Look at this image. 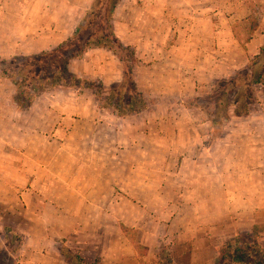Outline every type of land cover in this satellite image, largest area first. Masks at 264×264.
Returning a JSON list of instances; mask_svg holds the SVG:
<instances>
[{
  "label": "crops",
  "instance_id": "crops-1",
  "mask_svg": "<svg viewBox=\"0 0 264 264\" xmlns=\"http://www.w3.org/2000/svg\"><path fill=\"white\" fill-rule=\"evenodd\" d=\"M92 2L93 0H0V14L5 12L6 16L10 15L16 19L13 26V39L19 40L16 49L25 52V54H36L52 49L70 38L82 22ZM245 2L246 0H243L234 5L232 8L236 11L230 13L231 11H225L226 7L218 8L212 0H193L192 15L182 16L178 11L180 13V18H177L179 22L175 16V10H177L175 9V0H122L118 5L114 16L116 35L125 45L136 46L137 56L141 57V54L146 56V52H148L150 57L147 63H143L141 66L136 65L134 74L135 82L144 93L148 104L147 109L139 114L143 115L149 108L151 112L144 115L145 127L141 130L145 133L147 130L148 135L144 133L145 136L152 137V140L155 141L160 134L158 130L154 131L150 127L154 118H158L156 112H160L162 120H172L171 123L174 121L175 124L179 118L177 112L182 113V118L179 120H182L183 124L193 127L191 133H187V135H192L195 132L194 124L190 121L193 119V112L191 108L188 109L182 105L181 98L194 95L197 92L194 85L198 83H211L219 78L222 79V77L233 76L237 71L247 67L250 59L259 54L264 44V31L261 28L251 29L252 32L247 42H243L234 30L235 23L246 19L241 17L233 20L240 14L239 11L243 10ZM183 4L187 6L189 0H183ZM232 5L231 3L230 6ZM226 13L229 15L225 16ZM147 24L152 26L149 32L145 29ZM183 25L184 29H182ZM172 36H177L175 43L181 39H185L187 42L179 47L176 45L168 47L169 45L165 43ZM95 66L106 69V77L101 75L105 85L109 81L111 86L113 83L121 82L124 78L123 62L114 52L105 48L89 49L81 59H74L69 64L71 72L80 77L90 75L87 73V68ZM164 72L167 74H163ZM170 73H173L175 77L172 80H165L164 77L167 78ZM192 84L194 85L192 86ZM171 89L179 90L178 101L173 100L171 108L179 103L183 109H168L163 107V102L152 101L153 93L160 97L162 94L169 95ZM56 90L45 93L46 95L43 94L34 102L28 112L31 115L35 114L33 121L36 122L23 126V128L27 134L41 133L45 136L47 132H51L50 134L56 137L47 144L51 145L55 152L53 161H49L48 164L50 169L57 168L59 162L57 156L67 148L66 142L62 140L64 138L62 135H70L71 140L73 137L77 139L85 133L87 159L73 161L71 168L75 170L68 179H61L62 177L56 172L47 171L44 163V166L38 167L40 168L39 175L36 178L30 179L29 177L27 184L36 185L38 191H31L38 196L40 201H43L40 205L41 213L48 210L47 206L50 203L46 204V201L53 202V209H51L53 222L58 221L57 216L60 213L55 201L61 200L62 195L59 191L52 190L51 187H57L59 190L60 185L64 182L69 185V191L76 201H86L82 209L70 208V215L76 226L74 231H70L75 232V237L71 239L70 243L72 250L93 264H161L159 256L154 253L140 254L139 241L119 239L116 245H110L109 242L110 230H117L123 238H126L127 232L151 233L158 231L160 227L161 230L168 228V231L178 232L175 233V237L178 239L172 245L171 251L173 264H210L209 255L213 254V248L210 246L206 248L205 245L203 250L209 251L208 258L207 255H201V250L198 247L202 244L197 239L198 233L206 232L207 234L210 231L212 240L216 239V230L213 228H216L222 221L223 214L230 212L228 208L222 211L219 205L223 198L227 202L233 198L237 199V189L232 188L231 190L229 185L245 183V194H252L253 190L248 191L247 187L248 185L253 187V183L257 181H255L253 173L229 177L227 174H221L224 161L221 159L223 153L220 151L225 150L222 149V144L203 148V145L193 144V142L180 147L175 144L174 139L172 143L160 145L156 141L153 143L136 142V139L139 138L135 134L136 132L126 135L122 129L114 127L113 121L110 120V118L115 119V116L121 119L124 117L117 114L112 115L109 109L101 105L98 98H94L95 96L93 99L69 89ZM55 93H59V95H55ZM47 104L50 105L47 106ZM152 111L155 113L152 114ZM23 118L26 121H31L29 116ZM56 118L57 121H55ZM257 120L254 116L250 119L255 123ZM65 121H70L69 127L63 125ZM147 122H149L148 125ZM82 124H85V128L78 126ZM176 125H180V122H177ZM253 129L256 133L262 132L260 137H264V126ZM134 130H140V128ZM172 133L171 137H175V134H183V132L175 131ZM256 133L251 136H256ZM193 135L196 137L195 134ZM246 135L250 137L248 133ZM127 136L130 137L129 143H126L125 137ZM141 137H143L142 133ZM45 148L46 145H43L41 150L44 151ZM179 148L180 152L185 154L183 164L189 165L188 168H194V172L186 175L185 188L173 187L169 199L174 200V203L164 205V207L162 204L158 206L154 201L166 200L167 180L170 179L166 175L164 178L158 179V170L162 168L161 173H164L169 171L168 167H171V164L168 165L165 162L159 167L158 150L166 151L168 157L171 158L170 162H172L173 155H177ZM212 148L222 149L219 150L221 156L218 159L215 156H212L213 159H211L207 154L208 150ZM226 148L232 150L235 145H229ZM81 150L82 146L78 148V151ZM110 152H116L117 155H109ZM196 155L198 159H195ZM5 162L6 160L1 155L0 169L5 168L3 169L5 174H0V182L8 185L13 193L14 181L8 173L12 166ZM111 162L113 166H117L116 168L119 169L123 168L125 172L113 173ZM224 163L229 164L233 169L238 167L237 159H231ZM235 172L237 171L235 170ZM179 179L181 180V178ZM30 180L31 182H29ZM113 185H117V189ZM111 200L114 203L111 204ZM111 205H116V208L112 209V218ZM205 206H207L206 209ZM232 210L233 215L238 214V211H235L237 209ZM7 212L12 214L11 211ZM159 213L174 218H170L169 223L159 225L157 219ZM200 214L218 216L217 222L214 217L211 224L202 223L201 227L191 225V219L187 217L191 215L197 217ZM7 226L12 227L4 223L0 228L4 229ZM12 228L16 230L14 227ZM91 229H96L101 233V240L95 239L97 241L94 245L92 244L93 246L85 242V236H88L87 232ZM47 231H50V227H47ZM190 232H194L193 235ZM104 237L107 240L105 243L103 242ZM144 244L150 243L145 242ZM25 246L26 248L32 247L34 244L29 242ZM152 247L149 249H155ZM90 250H94V257ZM55 259L57 264H65L61 252ZM44 263L31 259L27 264ZM48 263L52 264L53 262L49 261Z\"/></svg>",
  "mask_w": 264,
  "mask_h": 264
},
{
  "label": "rangeland",
  "instance_id": "rangeland-1",
  "mask_svg": "<svg viewBox=\"0 0 264 264\" xmlns=\"http://www.w3.org/2000/svg\"><path fill=\"white\" fill-rule=\"evenodd\" d=\"M212 1L214 5L216 4L218 6V8L226 7L225 11H231L230 13H232L236 11L233 10L232 7L243 0ZM231 3L233 4L232 6H230ZM192 4H194L193 0H189V4H187V6L183 4V0H175V9H177L175 10L176 19L180 18V13L182 14V16L192 15ZM243 6V10L239 11L240 14L233 20L235 21L237 18L241 17H244L246 19L235 23L234 30L239 34L243 42H247L252 32L251 29L253 30L261 28L264 31V0H246ZM178 11H180V13H178ZM228 15L229 13L225 14V16ZM15 22L16 19L10 17V15L6 16L5 12L0 14V66H2L3 60L11 61L14 58H21L22 56L30 55L16 49L17 41L19 42V40L13 39V26L15 25ZM178 25L179 24L177 23V26ZM151 27V24H147L145 29L149 32ZM184 27L185 26L183 25L182 29H184ZM173 37L174 36H172L171 39L174 40L171 41L170 39L165 43L166 45H169L168 47H173L174 45L179 47L180 45H185V42H187L185 41V39H181L177 43H175L177 36L174 38ZM132 47L136 52V65L139 64L141 66L143 65V63H147V60L150 58L148 56V52H146V56H142L141 54V57H139L137 56L138 54L136 46ZM105 71L106 69L98 66H95L94 68H87V73H89L90 75H84L81 78L86 79L88 84H90L91 86L87 88L83 93L79 91H75V93L81 94L84 97L93 98L99 86V82H101L104 85L105 93L108 94L111 87L117 83L112 82L113 84L110 86V82L108 81L109 85H105V82L101 77V75H106ZM236 73H234V75ZM163 74L166 75L167 73L164 72ZM174 77L175 75L173 73H170V75L167 78L164 77V79L172 80ZM223 78L225 79V77H222V79ZM220 79L221 78L211 83L204 82L202 84L198 83L197 85L192 84V86L194 85V87L196 88L197 92L190 97L185 96V98H181V100H183L181 102L183 103L182 105L186 106L188 109L191 108L193 112V119H191L190 121L194 124L195 132L193 134H195L196 137H194L193 134L187 135V133H191V129H193V127L190 125H186L185 123L183 124L182 120H179L180 118H182V113L180 112H177L179 118L176 120V124L177 122H180V125L177 126L174 121L173 123H171L172 120H162L160 112L155 113L154 111H152V114H158V118H154V121H152V125L150 127L152 130H158V132L160 133L155 140L159 145L168 144L169 142L172 143L173 139L176 142L175 144L180 147L191 142H193V144L199 143V145H203V148L212 146L214 144H222V149H225L224 151L222 149L212 148L211 150H208L207 154L211 157V159H213L214 156L218 159V157L221 156L220 152H222L223 157L221 159L224 162L231 159H237L238 167L236 169H233L229 166V164L223 162L221 174H227V176L229 177L232 175L237 176V174L244 175L253 173L255 181H257L253 183V187H249V185L247 187L248 191L253 190L252 194H245V183L229 185L231 187V190L232 188L237 189V194L235 193L237 195V199L233 198L227 202V200H224L223 198L219 207L222 211H225V209L228 208L230 209V212L229 214H223L221 217L222 221L218 223L216 228H213L214 230H216L215 240H212V238L210 237L211 232L209 230H205L209 231L207 232V234L206 232L198 233L197 239L201 242L200 244H202V246L200 245L198 248L201 250V255H207V258L209 255V251L206 248L209 246L213 248V254L209 255V259H211L210 264H235L231 260L236 252V248L228 250L226 247H229L230 245L242 247L243 249H247L248 251L249 248L250 250L252 249V262H254V264H264V137H260L262 132L256 133L253 129L264 126V88L260 84L254 86V101L251 105V113L248 116L232 117L231 120L226 122L223 121V118L222 120H220L222 115H220L221 117H219V115L216 117L213 116L214 100L212 99V95L210 94V92L215 86V83ZM157 91H160L159 88L157 89ZM178 92L179 90L177 89H171L169 95L162 94L160 97L154 95L153 93L151 99L155 102H163V107H166L168 109L181 110L183 109V107L179 103L171 108V103L173 102V100L178 101ZM15 93V85L12 83V81L2 77L0 73V156L2 155V158L6 160V164L9 165L10 163V165L12 166V168L8 170V173L12 176L14 187L16 188H14V192L11 193V188L4 182H0V226L2 227L4 223H7L10 226L14 227L18 232H20L23 237L22 239L20 235L14 236L9 230L5 231L3 228H0V264H27L29 260L31 261V259H34L35 261H38L40 263L45 262L44 264H49V261L53 262L52 264H57V260L55 258L58 257L60 252L63 259H65V262L63 263L69 264L65 255L62 253V249L69 248L72 250V248L70 247V243L72 241L71 239L75 237V232H70L74 231V228L76 227L74 225V220H72L70 215V208H73L74 210L77 208L82 209L83 204L86 201H76V199L73 198V194L69 191V185L65 184L64 182L60 185L59 190L57 189V187H51L52 190L55 189L62 195L61 200L55 201V203L58 204L60 213H58L59 215L57 216L58 221L53 222V217L51 216L53 202L46 201V204L48 202L50 203L47 206L48 210H45L43 211V213H41L40 205L43 201H40V199H38V196L34 195L35 193L31 191L37 190L36 185H32L29 183L27 184V181L29 180V177L31 179L33 177L36 178L39 175L40 168L38 167L44 166V163L46 164L47 171L50 170L52 172H56L62 177L61 179H68L75 170L71 168L73 161H84L87 159V152L85 150L87 137L84 133L83 136H79L77 139L73 137V139L70 140V135H62V137H64L62 138V140L66 142L67 148L64 151L60 152L57 156V161H59L57 164V168L50 169L48 167V164L49 161H53L55 152L51 145L47 144L49 142H52L53 139H56V137L53 134H50L51 132L47 131V135L45 136L41 133L27 134L23 126H27L30 123H35L36 121H33L35 119V114L32 113L33 115H31L29 114L28 110H20L15 105V103L13 102ZM57 94L59 95V93H55V95ZM63 97H65V94H63ZM94 98L97 99L96 96ZM48 105L50 104H47V106ZM199 105L202 107L207 106L208 110L211 113V116L209 117L207 114H204ZM44 107H46V105H44ZM106 108L112 112H110L112 115H116V113L113 112L112 109L108 107ZM233 109L234 107H231V116H233L234 114ZM149 113H151L150 108L146 110L143 115L139 113L133 114V116L130 115L129 117H124V119L115 116V119L110 118V120L113 121L114 127H118L117 129H122L123 133L126 135L136 132L135 134L139 137L138 140L136 139V142L153 143L155 141L152 140V137L149 138L148 136H145V134H147V130L146 133L141 130L145 127L144 115ZM28 116L31 118V121H26L25 118H23ZM252 116L258 119L257 123L250 121ZM214 117L216 118V121L220 120L219 123H221V125H213V119H215ZM55 121H57V118ZM55 121L53 120V122ZM70 124V121H65L63 125L69 127ZM148 124L149 122H147V125ZM73 126H75V123H73ZM78 126L85 128V124ZM139 128L140 130H134ZM50 129L53 130L51 127ZM173 131L177 133L183 132V134H175V137H171L170 135ZM141 133L143 137L140 138ZM247 133L248 135H250V137H247ZM255 133L257 134L256 136H251V134ZM251 137H253L254 139H252ZM125 138L127 139L126 143H129L130 137L127 136ZM43 145H46L44 151L41 150V147ZM80 145L82 146V150L78 151V148L81 147ZM229 145H235V148L232 150L226 148ZM180 150L181 149L179 148V152L176 153L177 155H173L174 158L172 159V162H170L171 158L168 157V153L166 151H161V149L158 150L157 161L159 163V167L164 162L168 163V165L171 164V167L167 168L169 169V171L161 173L162 168H159L158 170V179L164 178V175L170 178L167 180V191L165 193L167 197L166 200L154 201L157 202L156 204H158V206H161L162 204L164 207V205L174 203V200L169 199L173 192V187H181L182 189L185 188L186 175L194 172V168H188L189 165L185 163V165L183 164V158H185V154L181 153ZM219 150L222 151L219 152ZM109 155L115 156L117 155V153L110 152ZM131 157H133L132 154ZM195 159H198L197 155ZM23 165L25 166L23 167ZM27 166L29 167V169ZM111 167V171H113V173H117L119 171H122V173L125 172L123 171V168L120 167L121 169H119L116 168L117 166H113L112 162ZM3 169L5 168L0 169L1 175L5 174ZM235 170L237 172H235ZM202 174H205V172H202ZM179 178H181V180ZM29 182H31V180ZM113 186H115V189H117V185ZM27 192L30 194L27 195ZM145 202L148 201L145 200ZM112 203L114 202L111 200V204ZM206 207L207 206H205V209ZM114 208H116V205H111V218L113 217L112 209ZM232 209H237L235 211H238V214L233 215ZM7 211H11L12 214H9ZM214 217V215L209 216L208 214H200L197 215V217L191 215L187 218L191 219V225L201 227L202 223L211 224ZM217 217L218 216L215 217V222H217ZM170 218L174 217L162 213H159L157 216L159 225L163 223H169ZM91 221H93L92 218ZM178 222L180 223V221ZM47 227H50L49 232L47 231ZM168 230V228L166 230H161V228L159 227L158 231L151 233L138 231L127 232L128 236L126 238H123L119 231L110 230L109 242L110 245H116L117 240L119 239H130L132 242L139 241V245L141 247L139 248V252L141 255L154 253L157 256L161 255L163 258L165 257L166 253L165 249H169L171 252L172 245L175 243V240L178 239V237H175V233L178 232H171ZM193 231L195 230L193 229ZM87 233L88 236H85V242L90 243L91 246H93L97 240H101V233L96 231V229H91ZM190 233L192 234L194 232ZM236 239H238V242L235 241ZM106 241L107 240L104 237L103 242L105 243ZM29 242H32L34 246L26 248L25 245H27V243ZM145 242H149L150 244L146 245L144 244ZM205 245L206 251L203 250ZM151 246H153L155 249H149ZM90 252L92 257H94V250H90Z\"/></svg>",
  "mask_w": 264,
  "mask_h": 264
},
{
  "label": "trees",
  "instance_id": "trees-1",
  "mask_svg": "<svg viewBox=\"0 0 264 264\" xmlns=\"http://www.w3.org/2000/svg\"><path fill=\"white\" fill-rule=\"evenodd\" d=\"M121 1L93 0L75 33L63 43L36 54L2 61L1 76L15 85L13 102L20 110H29L40 96L58 88L82 93L89 88L91 85L86 79L71 72L69 64L74 59H81L92 48L111 50L124 65L123 80L113 85L108 94L105 93L103 83L99 82L95 96L101 105L112 109L121 117L139 113L148 107L145 95L138 88L134 78L136 52L132 46L125 45L115 33L114 16ZM257 84L264 88V45L244 70L215 83L210 92L214 100L213 116L222 115L220 120L223 118L226 122L232 117L248 116L254 101V86ZM199 107L204 114L211 116L207 106ZM231 107H234L233 116ZM219 121L213 119V125H221ZM4 230L22 237L21 233L12 227L7 226ZM235 241L238 242V239ZM226 248H236L231 260L233 263L254 264L251 260L252 249L249 248L248 251L235 245ZM165 252V257L159 256L161 264H173L170 250L165 249ZM62 253L69 264H93L69 248L62 249Z\"/></svg>",
  "mask_w": 264,
  "mask_h": 264
}]
</instances>
